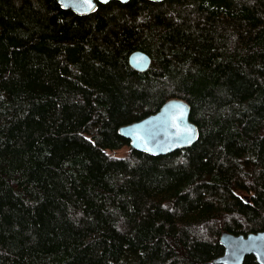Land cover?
Wrapping results in <instances>:
<instances>
[{"label":"trees","instance_id":"1","mask_svg":"<svg viewBox=\"0 0 264 264\" xmlns=\"http://www.w3.org/2000/svg\"><path fill=\"white\" fill-rule=\"evenodd\" d=\"M169 98L195 142L117 156ZM261 230L264 0H0V264H218Z\"/></svg>","mask_w":264,"mask_h":264},{"label":"water","instance_id":"2","mask_svg":"<svg viewBox=\"0 0 264 264\" xmlns=\"http://www.w3.org/2000/svg\"><path fill=\"white\" fill-rule=\"evenodd\" d=\"M55 1L61 8L68 9L74 14L86 15L97 8L98 2L105 3L109 0ZM128 62L133 69L144 71L150 65V57L142 50H135L129 55ZM189 112L190 107L185 100L170 98L155 112L119 126L118 133L128 140L130 150H138L149 155L167 154L188 147L197 139L198 128L190 121ZM218 242L223 252L212 260L213 263L241 264L246 255H252L257 264H264V230L246 235L222 231Z\"/></svg>","mask_w":264,"mask_h":264},{"label":"rangeland","instance_id":"3","mask_svg":"<svg viewBox=\"0 0 264 264\" xmlns=\"http://www.w3.org/2000/svg\"><path fill=\"white\" fill-rule=\"evenodd\" d=\"M128 150H129V147H128V146H125L124 148H122V149H120V150H117V151L115 152V154H116L117 156H123V154H125L126 152H128Z\"/></svg>","mask_w":264,"mask_h":264},{"label":"bare ground","instance_id":"4","mask_svg":"<svg viewBox=\"0 0 264 264\" xmlns=\"http://www.w3.org/2000/svg\"><path fill=\"white\" fill-rule=\"evenodd\" d=\"M174 151V150H173ZM116 152V151H115ZM225 230V229H224Z\"/></svg>","mask_w":264,"mask_h":264},{"label":"crops","instance_id":"5","mask_svg":"<svg viewBox=\"0 0 264 264\" xmlns=\"http://www.w3.org/2000/svg\"><path fill=\"white\" fill-rule=\"evenodd\" d=\"M137 71H139V70H137Z\"/></svg>","mask_w":264,"mask_h":264}]
</instances>
